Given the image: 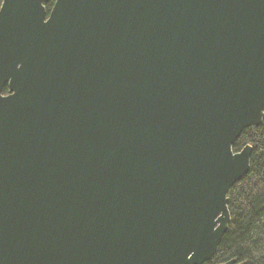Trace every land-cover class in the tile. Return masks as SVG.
I'll list each match as a JSON object with an SVG mask.
<instances>
[{
    "label": "water",
    "instance_id": "obj_1",
    "mask_svg": "<svg viewBox=\"0 0 264 264\" xmlns=\"http://www.w3.org/2000/svg\"><path fill=\"white\" fill-rule=\"evenodd\" d=\"M49 1L0 0V264L209 262L264 118V0Z\"/></svg>",
    "mask_w": 264,
    "mask_h": 264
},
{
    "label": "trees",
    "instance_id": "obj_2",
    "mask_svg": "<svg viewBox=\"0 0 264 264\" xmlns=\"http://www.w3.org/2000/svg\"><path fill=\"white\" fill-rule=\"evenodd\" d=\"M53 1L45 4L47 12ZM246 144L252 146L249 172L227 194L231 222L212 260L204 264L230 259L241 264H264V118L260 126L243 130L233 150L239 151Z\"/></svg>",
    "mask_w": 264,
    "mask_h": 264
},
{
    "label": "flooded vegetation",
    "instance_id": "obj_3",
    "mask_svg": "<svg viewBox=\"0 0 264 264\" xmlns=\"http://www.w3.org/2000/svg\"><path fill=\"white\" fill-rule=\"evenodd\" d=\"M53 3H54V1H53ZM52 8V7H51ZM50 11V10H49Z\"/></svg>",
    "mask_w": 264,
    "mask_h": 264
}]
</instances>
